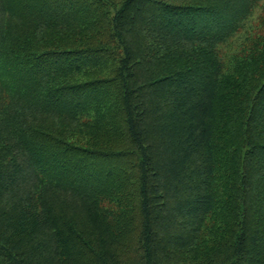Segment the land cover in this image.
Returning <instances> with one entry per match:
<instances>
[{
	"label": "trees",
	"instance_id": "1",
	"mask_svg": "<svg viewBox=\"0 0 264 264\" xmlns=\"http://www.w3.org/2000/svg\"><path fill=\"white\" fill-rule=\"evenodd\" d=\"M262 1L0 0V264H264Z\"/></svg>",
	"mask_w": 264,
	"mask_h": 264
},
{
	"label": "rangeland",
	"instance_id": "2",
	"mask_svg": "<svg viewBox=\"0 0 264 264\" xmlns=\"http://www.w3.org/2000/svg\"><path fill=\"white\" fill-rule=\"evenodd\" d=\"M143 14L140 13L138 18H136L138 23L137 25H141L145 23L143 21ZM263 23H264V0L259 3L257 7H255L253 13L250 17L244 22V28L240 30L235 36L232 37L229 44L223 46L220 49L221 56L223 57L228 66L229 60H234L236 55L241 53H247L250 49L254 48V44L258 38L264 35L263 31ZM165 89V88H164ZM106 206H110V203H104Z\"/></svg>",
	"mask_w": 264,
	"mask_h": 264
}]
</instances>
